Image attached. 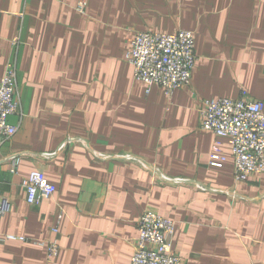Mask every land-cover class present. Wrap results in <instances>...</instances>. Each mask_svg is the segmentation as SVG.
Masks as SVG:
<instances>
[{"label":"crops","instance_id":"0c3cea01","mask_svg":"<svg viewBox=\"0 0 264 264\" xmlns=\"http://www.w3.org/2000/svg\"><path fill=\"white\" fill-rule=\"evenodd\" d=\"M181 29L195 37L189 85L166 96L135 80L133 35ZM9 62L20 112L0 144V264H130L148 209L174 220L182 264H264V174L235 184L228 138L199 111L241 91L264 104V0H0V78ZM35 169L56 190L28 204Z\"/></svg>","mask_w":264,"mask_h":264},{"label":"built area","instance_id":"2783aa9c","mask_svg":"<svg viewBox=\"0 0 264 264\" xmlns=\"http://www.w3.org/2000/svg\"><path fill=\"white\" fill-rule=\"evenodd\" d=\"M80 9L83 4L78 6ZM195 37L193 31L173 33L138 31L130 40L125 59L132 65L133 78L147 85L160 86L166 96L189 85L195 66ZM264 104L250 99L241 91L236 99L211 98L203 100L199 109L201 128L217 137H227L234 158L233 179L240 183L254 173L264 174ZM20 112L16 96V65L9 62L0 78V144L12 137L17 126L8 117ZM220 141L214 139L210 150V165L220 167L224 160ZM28 204L50 197L56 190L43 169H35L21 182ZM11 208L10 199L0 193V219ZM137 236L132 240L130 264H182L173 251L171 238L175 222L157 212L145 210L137 219ZM56 231V228H53ZM7 238H14L6 235ZM24 239V238H20ZM58 253L56 240L47 242L49 258Z\"/></svg>","mask_w":264,"mask_h":264}]
</instances>
